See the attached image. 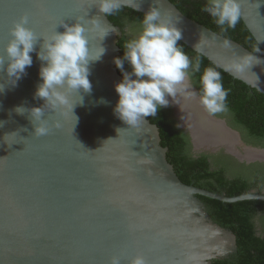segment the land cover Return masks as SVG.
Wrapping results in <instances>:
<instances>
[{"label": "water", "instance_id": "95a60500", "mask_svg": "<svg viewBox=\"0 0 264 264\" xmlns=\"http://www.w3.org/2000/svg\"><path fill=\"white\" fill-rule=\"evenodd\" d=\"M238 2L262 54L189 18L170 0H122L140 13L155 7L164 18L178 21L184 44L264 94V0ZM22 15L42 37L30 53L32 65L15 85L0 72V264H110L114 256L121 264L136 256L147 264H211L229 258L237 250L236 235L211 219L198 195L237 203L264 201V193L229 197L183 183L167 159L157 125L147 117L137 126L117 118L114 86L123 77L113 61L121 55L122 31L99 12L98 0H0V54ZM76 21L89 29L93 52L101 46L105 54L90 64L92 89L80 93L82 103L71 93L62 109L45 104L43 118L50 131L35 136L30 113L16 108L43 105L34 95L41 83L37 52L43 37ZM225 40L231 47L224 46ZM244 54L254 57L250 67L231 71ZM191 90L199 100V90L193 85ZM169 100L195 155L223 150L240 162H264V148L246 145L226 119L208 114L199 102L200 111L187 119ZM216 124L232 143L212 142L216 132L209 126Z\"/></svg>", "mask_w": 264, "mask_h": 264}, {"label": "clouds", "instance_id": "9594fccd", "mask_svg": "<svg viewBox=\"0 0 264 264\" xmlns=\"http://www.w3.org/2000/svg\"><path fill=\"white\" fill-rule=\"evenodd\" d=\"M123 7L122 0H98V10L104 15L118 14ZM202 11L214 18L221 31L234 29L241 19L238 0H207ZM28 24L27 15L20 16L13 23L9 29L11 38L0 54V72L10 78L13 85L26 75V68L33 63L30 53L35 51L34 46L42 37ZM62 26L63 32L54 31L47 38L43 37V44L37 52V58L42 62L39 69L41 83L34 95L44 101L43 105L31 109L16 108L18 113H30L33 134L38 137L50 131L43 118V106L47 104L53 110L62 109L69 104L71 93L78 94L79 103H82L80 93H90L92 89L90 64L99 61L106 51L100 46L93 52L87 35L89 29L82 22ZM182 39L183 31L178 21L164 18L158 8L151 7L143 15L139 34L124 43L122 57L114 58L113 62L123 76L114 86L119 97L114 114L126 125L137 126L145 117H156L160 108L170 105L169 97L175 103L178 95L185 99L197 96L196 91L191 90L190 81L195 73L200 72L201 60L199 56L194 61L189 58L179 43ZM223 43L225 47H231L230 41ZM252 59L251 54L238 56L230 70L241 73L250 67ZM126 63L130 70L125 69ZM200 86L199 103L208 114L227 111L229 90L223 87L221 73L215 67L204 69ZM75 105L71 108L72 113ZM110 264H121V260L114 256ZM130 264H147V261L143 256H136Z\"/></svg>", "mask_w": 264, "mask_h": 264}, {"label": "trees", "instance_id": "16d2710c", "mask_svg": "<svg viewBox=\"0 0 264 264\" xmlns=\"http://www.w3.org/2000/svg\"><path fill=\"white\" fill-rule=\"evenodd\" d=\"M170 1L186 16L214 32L240 43L254 53H263L242 18L234 29L221 31L214 18L202 11L207 0ZM143 15L125 6L118 14L107 15L122 31L118 42L121 49L120 57L124 53V43L139 34ZM179 43L190 59L194 61L197 56L200 57V72L192 76L199 92L200 76L205 68L215 67L221 73L223 87L229 90L226 100L227 111L215 115L226 119L231 127L237 129L246 145L264 148V94L235 79L182 41ZM125 69L130 70L127 63ZM117 70L122 76L121 71ZM147 118L159 127L161 145L168 149L167 159L183 183L229 197L251 191L259 193L263 191L264 164L242 163L223 150L195 155L192 152L190 136L177 127L171 105L160 108L156 117ZM198 198L203 202L211 219L221 227L231 230L237 238V250L229 258L215 259L211 264H264V238L257 234L258 220H261L264 226V201L252 199L225 203L201 195H198Z\"/></svg>", "mask_w": 264, "mask_h": 264}, {"label": "bare ground", "instance_id": "6f19581e", "mask_svg": "<svg viewBox=\"0 0 264 264\" xmlns=\"http://www.w3.org/2000/svg\"><path fill=\"white\" fill-rule=\"evenodd\" d=\"M183 96L178 95L175 99V102L177 103V106L180 107L181 110V116L183 117L184 115L186 116L187 119H189L190 117H192L193 115H195V113L199 112L200 109L199 107L196 105L197 102H199L198 98H191L193 103H190L191 107H188L189 105V100L191 99H182ZM188 100V102H187ZM188 103V104H187ZM190 116V117H189ZM191 119V118H190ZM192 125V123H191ZM210 128H214L215 131L220 133V137L217 141V143H225L226 141H228L229 143H232V137L231 135L228 134V132H226L225 128L219 124H216L214 127L209 126ZM216 142V141H215Z\"/></svg>", "mask_w": 264, "mask_h": 264}, {"label": "flooded vegetation", "instance_id": "af4514ba", "mask_svg": "<svg viewBox=\"0 0 264 264\" xmlns=\"http://www.w3.org/2000/svg\"><path fill=\"white\" fill-rule=\"evenodd\" d=\"M174 116H175V119H176L175 109H174ZM176 121H177V119H176ZM177 124H178V121H177ZM192 152L195 154L194 150ZM244 163H246V164H252V163H247V162H244ZM254 163L264 164V162H260V161H257V162H254ZM262 192L264 193V189H263ZM262 224L263 223L261 222V220H258V222H257V227H258L257 228V234H258V236L264 238V226Z\"/></svg>", "mask_w": 264, "mask_h": 264}, {"label": "rangeland", "instance_id": "374dc122", "mask_svg": "<svg viewBox=\"0 0 264 264\" xmlns=\"http://www.w3.org/2000/svg\"><path fill=\"white\" fill-rule=\"evenodd\" d=\"M190 83H191V85H193V86L196 88L195 83H194V81H193L192 78H191ZM189 117H190V116H189ZM214 130H215V129H214ZM215 132H216V135H213V136H212V138H213L212 142H215V141L217 142L218 139H219V137H220V133L217 132V131H215Z\"/></svg>", "mask_w": 264, "mask_h": 264}]
</instances>
